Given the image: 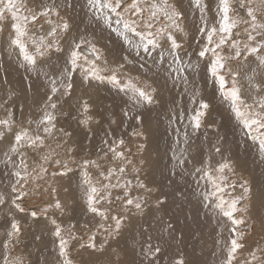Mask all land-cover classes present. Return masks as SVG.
Here are the masks:
<instances>
[{
    "label": "rangeland",
    "instance_id": "1",
    "mask_svg": "<svg viewBox=\"0 0 264 264\" xmlns=\"http://www.w3.org/2000/svg\"><path fill=\"white\" fill-rule=\"evenodd\" d=\"M60 1L57 0V3H64V0L61 3ZM42 2L46 3L49 0H24V3L33 9H36ZM67 2L73 5V7H70L72 10L70 9L69 12V8L60 9L61 18L68 20L71 25L69 33L59 35L63 52L52 50L46 58L38 56L35 70H32L26 64L18 49L10 46L12 33L10 14H6V20L2 22L4 30L0 32V95L7 105L3 103L0 106V119H8L10 111V118L14 123L11 131L4 128V126H0V132H3V137L0 138V194H4L5 191L7 193L5 204L0 205V264H62L64 257L60 255V237L54 235L55 226L51 223V218H55L62 226L61 235L64 238L68 239L70 234L75 237V239H69L67 247L68 257L73 261V264H105V262L107 264H140V243L145 238L142 229H148L153 236V242L159 243L163 249L157 264H174V261L181 256L185 264H222L227 259L231 239L236 237V233L231 231L233 227L244 233L243 238L238 239V242L245 245L243 249L237 250L233 264H245L246 261L247 264H264V162L260 161L261 156L257 145L249 136L245 135L246 129L235 118L229 104L222 98L220 99L218 83H214L210 76H206L203 67L197 75L194 74V80L200 89L201 98L206 99L211 107L210 115L205 119L204 126L193 132L192 128L187 126L188 121L186 119L175 120L174 118V114L178 110H186L191 113L192 108L198 106L190 102L189 95L183 92L180 87L173 88L171 83L165 86L162 80H155L154 82V79L145 75L138 67V58L134 54H129L130 48L122 37L107 27L103 21L98 22L96 18H93L91 11L86 7L85 0H67ZM143 2L144 0H141V3ZM170 2L177 3V6L185 12L184 32L175 33V35L182 43L183 50L189 54H194L205 42V37L198 31L201 27L199 13L190 6L189 0H170ZM206 2L210 8L207 13L209 23H217L218 18H214L217 0H206ZM130 3L131 0H126L125 6ZM80 7L81 9H79ZM252 7L258 9L257 16L259 18H264V6L260 4V0H253ZM233 8L234 14L241 20L248 19L246 9L239 7L238 0H233ZM65 9L67 10L65 11ZM84 11L86 14L82 13ZM53 19L58 18L53 16ZM38 24H44V20L39 19L36 22V25ZM36 25L30 24L29 27L33 33L39 34ZM47 26V24H44L45 33L48 31ZM114 27H116L115 23H113ZM245 27L246 25L241 24L234 29V38L248 43L244 34ZM83 28L84 30L81 31ZM3 33H6L7 39ZM236 33H239V36H236ZM79 36H86L89 40L92 38L90 41L102 50L104 59L97 61L102 69L110 71L119 64H124V68L117 72L122 81L127 77L138 76L141 84L143 81L148 80L158 88L157 103L136 110L144 118L141 124L126 121L123 116V111L131 107V101L127 95L109 84H99L94 81L83 82L79 70L73 76L71 93L65 94L64 89L61 88V91L53 96L52 101H48L47 98L51 94L49 78L60 75L61 70L65 67L71 41ZM48 39L53 40L54 38L48 37ZM161 43H164L163 39ZM29 49L35 52L34 46L30 43ZM125 55H128L129 60L134 61V63H125L123 60ZM142 55L145 57L146 66L150 65L151 60L146 54L142 53ZM225 55H233V53L226 51ZM88 56L89 58L92 57L91 54ZM193 58H195L194 55ZM257 64L258 61L254 55L248 56L247 60L244 56H241L239 59H232L228 62V67L234 72H238L239 76H242V80L239 79V76L237 77V83L241 90L244 86L248 87L247 77L253 74L256 76L254 83L264 84V68L257 70ZM45 73L48 75L46 76ZM200 74L205 78L201 79ZM256 79L257 81H255ZM157 81H161L160 84L163 85V88L159 87L160 84ZM6 85L12 87L6 88ZM14 86L16 89L13 88ZM251 91L256 93L254 90ZM256 94L257 96L251 100L244 96L243 98L251 104L253 100H258L260 96H264V92ZM84 100H87L92 106L87 114L82 109ZM53 102L57 103V110L50 107L47 110L52 111L56 116L54 121L56 129L52 135L45 138V144L48 148L38 150L21 149L25 153L24 159L29 171L39 164H43L48 170L38 184L30 179L27 185H22V190L27 191L28 194L17 200L25 208V212L21 213L11 203L14 198L11 185L16 180L11 173L16 169L13 168L12 164L6 165L3 163L6 159L4 153L14 143L15 132L27 128L33 135L37 133L35 122L42 117L45 111V103L50 105ZM30 109L32 110L29 113ZM36 111L39 113L38 119H32L33 117L31 118L29 114L31 115ZM86 116L91 117L87 125L81 123ZM170 119L174 121L171 124L169 123ZM29 121L32 123H29ZM186 126L189 135L193 136V140L187 146L179 147H187L186 163L181 168L177 166V162L173 158V151H177V133L175 129H181L179 139L183 141V129ZM59 129H63L64 132L71 133V135L65 136ZM134 130L143 131V136H133L132 132ZM40 134H43L42 129ZM77 138L82 141L77 140ZM106 138L109 139L110 143L123 138L126 150L130 149V152L126 151L131 163L126 165L125 178L131 179L133 185H135L137 173L134 169L139 168V179L148 188L153 189L152 192H146L144 189L135 186L132 188L133 196L143 198L144 202L141 210H137L134 206L125 209L122 207V202L115 201V199L112 205H101L111 209L110 215L124 217V223L118 236L115 234L109 236L105 229L98 230V224L102 221L100 217L86 211V196L84 189L81 187L82 173L80 166L84 159L97 160L101 164L99 170L91 166L89 168L93 180L100 183H106L104 178L99 175L100 171H106L108 168L122 163L119 160L103 158L102 149L106 150V145L102 143V140ZM58 144L60 147H57ZM216 147H220V153L215 152ZM48 149H53L59 153L58 156L54 155L52 158L59 159L61 165L67 164L72 171L66 175H61L64 172L61 165L51 162L45 163L42 156ZM143 149L144 151H142ZM237 149L241 150V153ZM233 151L235 152L233 153ZM177 154H179L178 151ZM19 159L20 157L17 154H13V160L17 165H19ZM209 160L213 169L224 161L233 165L237 186L234 190L228 189L225 198L243 196L238 208L247 207L249 211L247 213L238 212L234 215L236 218L243 216L246 221L245 224L234 226L227 217L215 211L213 207L208 206L207 202L204 201L201 193L205 190L211 191L212 186L209 181L200 179V175L195 174L194 169L205 167ZM155 166L158 168L156 169ZM174 166L175 176L170 173ZM163 179H172L175 183L174 185L162 184ZM243 181L248 182L250 192L244 193V190L239 187L240 182ZM181 188L190 190L193 200H190V195L187 194L186 190L185 192L179 191ZM163 189H167L171 193L167 194ZM120 194H122L120 190H114L112 195L114 198ZM57 199L63 206L62 210L54 207ZM158 199H163L165 204L158 205L156 202ZM6 203H10V206L7 207ZM49 205H53V207H50L47 215H45L43 209ZM121 208L122 210H119ZM4 209L6 212L3 211ZM32 211L37 212V217L30 215ZM18 214L22 215L19 216ZM13 219L20 222L21 233L18 239L14 238L13 242L5 248L4 242L8 239L7 233L11 231ZM32 221L33 223H31ZM169 222L175 229L171 234L167 229ZM113 223L109 220L105 222V226H111ZM72 225L74 227H71ZM149 226L150 228H147ZM93 234L97 245L95 249L88 246L89 238ZM101 244L104 245L103 249L100 248ZM81 245L85 246L81 247ZM188 250L190 253L187 252ZM250 252L256 253L258 257L256 261L251 259Z\"/></svg>",
    "mask_w": 264,
    "mask_h": 264
},
{
    "label": "snow or ice",
    "instance_id": "2",
    "mask_svg": "<svg viewBox=\"0 0 264 264\" xmlns=\"http://www.w3.org/2000/svg\"><path fill=\"white\" fill-rule=\"evenodd\" d=\"M253 0H238L239 7L246 9L248 19L241 20L234 14L233 0H217L215 6L214 18H218L217 23L210 24L207 19L209 12V4L206 0H189L190 6L198 13L201 21V27L198 31L205 37V42L194 54H189L183 50L182 43L179 41L175 33L184 32L183 22L185 20V12L177 3L170 0H131L130 4H126V0H86V7L91 11L93 18L98 22L103 21L107 27L111 28L118 36L122 37L123 41L129 46L130 53L138 58V67L145 75L151 79L162 80L166 86L171 83L173 88L180 87L183 92L189 95L190 102L197 107H193L191 113L186 110H178L174 114L175 120H187L188 125L193 132L201 129L205 124V119L210 115L209 102L201 98L200 89L194 80V74L201 71L203 67L206 76H210L214 83H218L221 98L227 102L231 111L235 114V118L246 129L245 135L257 145L258 152L261 156V161L264 162V96H260L258 100H253L249 104L245 101L242 95L241 88L238 86V72H234L228 67V62L232 59H239L244 56L247 60L248 56H255L258 61L257 67L264 68V18L257 16L258 9L252 7ZM260 4L264 6V0H260ZM73 7L71 3L64 0V3L58 4L57 0H49L42 2L36 9L28 7L24 0H0V32H3V23L6 20V14H10V28L12 30L10 38V46L18 49L23 56V60L32 69L35 70L37 65V57H46L52 50L63 52L60 46L59 35L67 34L71 31V25L68 20L61 18L60 9ZM127 14V15H126ZM53 16L58 19H53ZM115 17V19H114ZM39 19L44 20V24L48 25V31L44 32V24L36 25ZM113 23L116 27L113 28ZM36 25L39 34L33 33L29 25ZM246 25L244 34L248 43H244L240 39L234 38V29L239 25ZM239 36V33L235 34ZM48 37L54 38L49 40ZM166 38V39H165ZM164 43H161V40ZM170 42V43H169ZM29 43L34 46L35 52L30 51ZM85 50L92 54L89 58L85 54ZM226 51H231L233 55H225ZM151 60V64L146 66L144 55ZM193 55L195 58H193ZM102 50L95 43L84 36H79L71 41L65 67L61 70L58 77H50L51 94L48 96V101H52L53 96L57 92L64 89L65 94H70L73 88L72 79L74 74L79 70L82 80L85 83L97 82L99 84H109L115 87L118 91L127 95L131 101L130 109L123 111V116L126 121H133L135 124L143 122V116L136 110L147 105L156 103L158 88L153 86L148 80L140 82V78L127 77L121 80L117 75L120 69L124 68V64H119L115 69H102L97 61L103 60ZM123 60L127 64H133L134 61L129 60L128 55L123 56ZM106 62V61H105ZM47 76L48 74L45 73ZM255 76L247 77L248 87L256 93L264 92V84L254 83ZM230 85V86H229ZM56 109L57 103L53 102L50 105L45 104V111L42 117L36 121L37 133L33 135L29 129L22 128L14 133V143L11 144L8 151L4 153L5 160L3 163L12 164L16 170L11 173L16 180L11 185L14 198L11 203L15 208L23 213L25 208L18 203L17 200L26 196L27 191L22 190V185H27L31 181L37 184L41 181L48 170L43 164H39L31 171L28 170V165L24 159L25 153L22 148H31L34 150L46 149V136L52 135L56 129L54 121L56 116L48 108ZM91 105L87 100L83 101L82 109L84 113L91 110ZM11 112L9 111L8 119H0V126L9 131L12 130L14 121L11 120ZM91 120L90 116L81 121L87 125ZM174 121L170 119L169 123ZM29 123H32L29 121ZM127 127V125H125ZM187 126L183 129V143L187 146L189 141V133ZM42 133L40 134V130ZM65 136H70L71 133L64 132L59 129ZM177 133V144L181 143L179 137L181 129H175ZM133 136H143V131L132 132ZM3 137V132H0V138ZM106 145V150H103V158L122 161L120 165L110 167L106 171H100L99 175L104 178L106 183L94 181L90 166L96 169H101V164L97 160L84 159L81 164V187L84 189L86 196V211L100 217L101 223L99 229H105L109 236L112 234L119 235L124 217L118 215H110L109 207H102V204L112 205L113 200L122 202V207L127 209L129 206H134L137 210L142 209L143 198L132 195V188L138 187L146 192H152L153 189L139 179L140 169L136 168L137 173L136 184L133 185L131 179L125 178L126 165L131 161L126 155L125 140L119 138L113 142L109 139L102 140ZM57 147H60L58 144ZM177 151L179 154H177ZM173 151V158L177 162V166H182L186 163L185 154L187 147L179 148ZM220 147L215 148L216 153H220ZM13 154H17L19 165L13 160ZM111 154V156H110ZM58 156L59 153L53 149H48L42 156L45 163L61 165L59 159H53V156ZM64 172L61 175H66L72 169L67 164H62ZM195 174L200 175V179L207 180L211 183L212 190L201 193L204 201L208 206L213 207L224 217H227L231 223L235 225L245 224V218L241 216L236 218L234 215L238 212L247 213L249 209L238 208L243 196L225 198L228 189H235L237 182L235 180V169L232 164L227 161L219 163L213 169L209 163L205 167H197L194 169ZM171 175L175 176V166L170 170ZM55 175V173H53ZM171 183V181H170ZM199 183V182H197ZM239 187L244 190V193L250 192L248 182L243 181ZM54 190V189H53ZM120 190L122 194L116 195L113 198V191ZM215 198V199H213ZM166 199V198H165ZM163 199H158L157 204H163ZM5 204V197L0 194V205ZM53 207L49 205L43 212L47 215L48 209ZM54 207L61 209L63 206L57 199ZM32 217H37V212L30 213ZM113 221L111 226L106 227L105 222ZM51 223L55 226L54 235L60 237L59 250L60 255L64 257L62 264H73V261L68 257L69 239H75L71 234L69 238H64L61 233L62 226L55 218H51ZM71 227H74L72 225ZM150 227V226H149ZM167 229L170 234L175 231L174 226L169 222ZM163 231V228H162ZM236 233V237L231 239V246L227 251V259L222 264H233L236 259L235 254L238 249H243L245 245L238 242L242 239L243 232L237 231L236 227L231 229ZM21 233V226L18 220L13 219L11 223V231L7 233L8 239L4 242V247L7 248L13 242V239H18ZM144 235L143 241L140 243L139 256L140 264H157L159 256L163 249L159 243L153 242V236L148 229H142ZM85 245H81L84 247ZM89 247L95 249L94 234L89 238ZM101 244L100 248L103 249ZM259 251V249H257ZM251 259L256 261L258 257L255 252L249 253ZM174 264H185L183 257L174 261ZM247 264V261L245 262Z\"/></svg>",
    "mask_w": 264,
    "mask_h": 264
},
{
    "label": "bare ground",
    "instance_id": "3",
    "mask_svg": "<svg viewBox=\"0 0 264 264\" xmlns=\"http://www.w3.org/2000/svg\"><path fill=\"white\" fill-rule=\"evenodd\" d=\"M58 1H60V0H58ZM62 1V0H61ZM61 1H60V3H61ZM76 1V0H75ZM78 1V0H77ZM86 1V0H85ZM82 3V2H81ZM84 4V3H83ZM75 5V4H74ZM78 6H80L79 4H78ZM83 7V6H82ZM62 9V8H61ZM71 8H69V12L72 10H70ZM75 9H76V7H75ZM79 9H81V7L79 8ZM185 9V8H184ZM67 9H65V11H66ZM82 10H84V9H82ZM61 11V10H60ZM79 11V10H78ZM85 11H87V10H85ZM85 11L84 12H82V13H85ZM76 12H77V10H76ZM65 13V12H64ZM72 13V12H71ZM81 13V12H80ZM69 14V13H68ZM77 14H78V12H77ZM86 14V13H85ZM66 15V14H65ZM73 15H74V13H73ZM82 16V15H81ZM70 20V19H69ZM72 20V19H71ZM87 20V19H86ZM73 22V21H72ZM77 22V21H76ZM83 22V21H82ZM75 23V22H74ZM84 23V22H83ZM79 24H80V22H79ZM75 25V24H74ZM48 27V26H47ZM79 28V27H78ZM48 29V28H47ZM82 30H84V28L83 29H81V31ZM96 31V30H95ZM84 33V32H83ZM87 33H88V31H87ZM101 33V32H100ZM4 34V36H5V34L6 33H3ZM12 34V33H11ZM91 34V33H90ZM93 34V33H92ZM91 34V35H92ZM98 34V33H97ZM97 34H95V35H97ZM9 35V34H8ZM7 35V36H8ZM94 35V36H95ZM3 36V35H2ZM6 37V36H5ZM76 37V36H75ZM86 37V36H85ZM93 37V36H92ZM8 37H6V39H7ZM87 38V37H86ZM95 38V37H94ZM98 39H99V36L97 37ZM1 39V38H0ZM90 40H92V38L90 39ZM94 41H96V40H94ZM102 41H104L103 39H102ZM1 42V41H0ZM4 42V41H3ZM8 42H9V40H8ZM102 43V42H101ZM3 44V43H2ZM99 44V43H98ZM67 45H69V44H67ZM100 46H102L101 44H100ZM2 47V46H1ZM104 47V46H103ZM102 47V48H103ZM106 47V46H105ZM104 47V48H105ZM5 48V47H4ZM0 50H1V48H0ZM110 50H112V49H110ZM7 51V50H6ZM110 53V52H109ZM58 54V53H57ZM89 54H91L90 52H89ZM88 54V55H89ZM1 55V54H0ZM92 55V54H91ZM19 56V55H18ZM109 56H110V54H109ZM52 57V56H51ZM46 58V57H45ZM56 58V57H55ZM9 59V58H8ZM44 59V58H43ZM2 60V59H1ZM10 60V59H9ZM60 61V60H59ZM58 61V62H59ZM3 62V61H2ZM9 62H12V61H9ZM243 63V62H242ZM251 63V62H250ZM55 65V64H54ZM8 66V65H7ZM14 67V66H13ZM238 67V66H237ZM3 68V67H2ZM4 69H6L5 67H4ZM9 69H10V67H9ZM3 70V69H2ZM257 70H261V68H257ZM4 71V70H3ZM202 71V70H201ZM2 72V71H1ZM5 72V71H4ZM243 72V71H242ZM3 73V72H2ZM9 73V72H8ZM7 74V73H6ZM197 75V74H196ZM241 76V75H240ZM239 76V79L240 80H242V76L240 77ZM1 77V76H0ZM256 77V76H255ZM6 78V77H5ZM200 78L201 79H204L205 77L202 75V74H200ZM9 79V78H8ZM3 80H4V76H3ZM155 80L156 79H154V82H155ZM255 81H257V79L255 80ZM5 82V81H4ZM1 83V82H0ZM36 83V82H35ZM157 83L158 84H160L161 83V81H157ZM204 83V82H203ZM13 85V84H12ZM248 85V84H247ZM6 88H11L12 86L11 85H6L5 86ZM160 88H163V85L162 84H160V86H159ZM205 87H206V85H205ZM13 88H15V86L13 87ZM41 88V87H40ZM16 89V88H15ZM95 90V89H94ZM3 91H4V89H3ZM2 91V92H3ZM17 91V90H16ZM242 95L244 96V97H246V98H248V100H251L252 98H255L256 96H257V94L256 93H254V92H252L251 90L249 91V87H247L246 88V86H244L243 88H242ZM5 92V91H4ZM19 92H21L20 90H19ZM19 94V93H18ZM7 95V94H6ZM17 95V94H16ZM9 97H10V95H9ZM183 97H185V96H183ZM220 99H221V96H220ZM94 100V99H93ZM97 101V100H96ZM9 102H10V100H9ZM9 102H8V104H9ZM22 102H23V100H22ZM3 103H4V100H3V97L0 95V106H2L3 105ZM41 103V102H40ZM157 103V102H156ZM4 104H6V103H4ZM46 104V103H45ZM7 105V104H6ZM15 105V104H14ZM10 106V105H9ZM17 106V105H16ZM16 108V107H15ZM18 108V107H17ZM26 108V107H25ZM78 108V107H77ZM76 108V109H77ZM14 110V109H13ZM18 110H20V109H18ZM32 109H30L29 110V113H30V111H31ZM57 110V109H56ZM221 110V109H220ZM38 112L36 111V112H33V113H31V115L29 114V116L32 118V119H36L37 117H38ZM19 117H20V115H19ZM20 119V118H19ZM24 119V118H23ZM38 119V118H37ZM102 119V118H101ZM157 119V118H156ZM161 121V120H160ZM101 122H102V120H101ZM148 122H150V121H148ZM128 125H129V123H128ZM222 125V124H221ZM225 126V125H224ZM241 126V125H240ZM150 127V126H149ZM160 127V126H159ZM132 128V127H131ZM152 128V127H151ZM165 128V127H164ZM92 129V128H91ZM95 129V128H94ZM124 129V128H123ZM225 129V128H224ZM231 129V128H230ZM146 130H148V129H146ZM203 130V129H202ZM155 131V130H154ZM126 132V131H125ZM165 132V131H164ZM91 133V132H90ZM93 133V132H92ZM91 133V134H92ZM113 133V132H112ZM113 134H115V133H113ZM127 134V133H126ZM148 134V133H147ZM194 134V133H193ZM85 135V134H84ZM90 136V135H89ZM95 136V135H94ZM99 136V135H98ZM122 136H123V134H122ZM206 136V135H205ZM221 136V135H220ZM231 136H232V134H231ZM96 137V136H95ZM146 137V136H145ZM233 137V136H232ZM237 137V136H236ZM98 138V137H97ZM226 138V137H225ZM242 138V137H241ZM240 138V139H241ZM79 138H77V140H78ZM86 139V138H85ZM235 139V138H234ZM79 140H81V139H79ZM192 140H193V136L192 135H189V141H188V144H190V143H192ZM196 140H198V139H196ZM236 140V139H235ZM82 141V140H81ZM80 141V142H81ZM86 141H87V139H86ZM95 141V140H94ZM99 141V140H98ZM181 141V143H179V144H177V142H176V150H178L179 149V147H183L185 144L182 142V140H180ZM215 141V140H214ZM219 141V140H218ZM70 142V141H69ZM143 142V141H142ZM233 142V141H232ZM235 142H237V141H235ZM99 143V142H98ZM96 144V143H95ZM145 144V143H144ZM153 145V144H152ZM223 145V144H222ZM151 146V145H150ZM186 146V145H185ZM234 146V145H233ZM237 146H238V144H237ZM248 146V145H247ZM147 147V146H146ZM210 147V146H209ZM230 147V146H229ZM141 148V147H140ZM143 148V147H142ZM224 148V147H223ZM7 149V148H6ZM145 149V148H144ZM144 149L142 150V151H144ZM191 149V148H190ZM239 149V148H238ZM237 149V150H238ZM244 149V148H243ZM137 150H138V148H137ZM140 150V149H139ZM234 150V149H233ZM236 150V149H235ZM246 150V149H245ZM239 151V150H238ZM241 151V150H240ZM239 151V152H240ZM249 151V150H248ZM228 152V151H227ZM235 151H233V153H234ZM253 152V151H252ZM139 153H140V151H139ZM146 153V152H145ZM148 153H150V152H148ZM160 153V152H159ZM241 153V152H240ZM141 154V153H140ZM251 154V153H250ZM145 155V154H144ZM149 155V154H148ZM150 156V155H149ZM155 156V155H154ZM148 157V156H147ZM150 157H152V156H150ZM149 157V158H150ZM156 157V156H155ZM110 158V157H109ZM193 158V157H192ZM147 159V158H146ZM260 160V159H259ZM246 161V160H245ZM261 161V160H260ZM262 164V163H261ZM151 168V167H150ZM155 168L157 169L158 167L157 166H155ZM164 168V167H163ZM162 169V168H161ZM241 169H243V168H241ZM247 169V168H246ZM245 171V170H244ZM252 172V171H251ZM244 173V172H243ZM256 173V172H255ZM161 174V173H160ZM161 177V176H160ZM156 178V177H155ZM157 179V178H156ZM160 180V179H159ZM170 181H171V183H170ZM258 181V180H257ZM153 182V181H152ZM151 182V183H152ZM164 183H169L170 185H174V183H175V181H173L172 179H163L162 180V184H164ZM241 183V182H240ZM152 185H154V184H152ZM156 185V184H155ZM252 187V186H251ZM170 188H173V187H170ZM239 189V188H238ZM186 190V189H185ZM185 190H184V188L182 189H179V191H181V192H185ZM163 191L165 192V193H167V194H169V193H171V192H168L167 191V189H163ZM186 192H187V194L188 195H190V200H193V198H192V195H191V191L190 190H186ZM241 192V191H240ZM10 193V192H9ZM239 193V192H238ZM4 195V197L6 198V196H7V193H6V191H5V193L3 194ZM170 195H172V194H170ZM164 196H166V194H164ZM144 197H146V196H144ZM196 197V196H195ZM201 199V198H200ZM144 202V201H143ZM155 202V201H154ZM157 202V201H156ZM181 202V201H180ZM151 203H153V202H151ZM7 204V207H9L10 206V203H6ZM164 204H165V202H164ZM161 205V204H160ZM163 206V205H162ZM7 207H5V208H7ZM165 207V206H164ZM3 208V207H2ZM116 209V208H115ZM9 210V209H8ZM119 210H122V208L121 209H119ZM3 211H5L6 212V210L4 209ZM11 211V210H10ZM117 211V210H116ZM116 211H114V212H116ZM9 214H10V212H9ZM11 215V214H10ZM19 215V214H18ZM20 215H22V214H20ZM19 215V216H20ZM11 216H13V215H11ZM16 218V217H15ZM26 222V221H25ZM113 222V221H112ZM27 223V222H26ZM31 223H33V221L31 222ZM29 224V223H28ZM96 224H98V223H96ZM99 225V224H98ZM107 225V224H106ZM126 226V225H125ZM36 228H37V226H36ZM147 228H150V227H147ZM181 236V235H180ZM177 237V236H176ZM111 238V237H110ZM155 238V237H154ZM157 242V241H156ZM101 243V242H100ZM163 243V242H162ZM165 243V242H164ZM163 245V244H162ZM164 246V245H163ZM167 246H168V244H167ZM222 248V247H221ZM164 249H165V246H164ZM177 251H178V249H176ZM182 250V249H181ZM214 250V249H213ZM171 251V250H170ZM185 251V250H184ZM215 251V250H214ZM164 252H166V250H164ZM187 252H189V250L187 251ZM190 253V252H189ZM184 254V253H183ZM43 258V257H42ZM104 258V257H103ZM48 259V258H47ZM108 259V258H107ZM110 259H111V257H110ZM90 261V260H89ZM95 261V260H94ZM114 261V260H113ZM91 262V261H90ZM96 262V261H95ZM118 262V261H117ZM198 263V262H197ZM211 263V262H210ZM105 264H107L106 262H105ZM112 264V263H111Z\"/></svg>",
    "mask_w": 264,
    "mask_h": 264
},
{
    "label": "water",
    "instance_id": "4",
    "mask_svg": "<svg viewBox=\"0 0 264 264\" xmlns=\"http://www.w3.org/2000/svg\"><path fill=\"white\" fill-rule=\"evenodd\" d=\"M85 53H86V54H89V52H87L86 50H85Z\"/></svg>",
    "mask_w": 264,
    "mask_h": 264
}]
</instances>
